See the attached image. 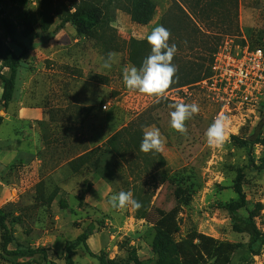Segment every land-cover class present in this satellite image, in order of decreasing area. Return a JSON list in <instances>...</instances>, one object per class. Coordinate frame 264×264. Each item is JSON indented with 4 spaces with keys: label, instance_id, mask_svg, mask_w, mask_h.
Here are the masks:
<instances>
[{
    "label": "rangeland",
    "instance_id": "obj_1",
    "mask_svg": "<svg viewBox=\"0 0 264 264\" xmlns=\"http://www.w3.org/2000/svg\"><path fill=\"white\" fill-rule=\"evenodd\" d=\"M62 1L0 0L2 74L9 73L3 67L7 51L20 52L7 38L3 19L15 25L19 42L29 50L18 70L10 105L17 101L20 106H38L47 114L46 122L40 125L46 142L39 153L41 165L0 164V216H6L13 239L9 250L45 247L49 249L48 260L65 264V245L75 241L91 222L101 221L104 227L88 240L94 253L104 252L113 264L147 262L153 257L156 223L176 209L178 241L196 233L219 242L242 244L247 249L234 258V264H264V102L254 113L238 112L233 107L224 110L210 89L211 82L203 83L212 76L211 58L226 43L264 51V0H184L199 12L203 35L192 43L180 23L172 24V34L177 35L173 43L181 48L176 52L181 61H172L178 69L173 84L194 77L204 80L170 89L160 102L127 89L122 71L133 66L129 59L131 40L143 43L135 52L140 66L150 55L146 36L163 25L172 0H152L156 10L147 25L133 22L121 7L110 6L103 10L101 24L88 36L79 35L72 24H67L52 37L61 18L55 16L50 30L44 32L41 12L60 7ZM176 1L188 12L183 0ZM71 3L65 1L68 6ZM173 12L178 18V12ZM109 53L116 54L114 62L109 60ZM189 59L196 68L192 74L184 68ZM105 63L111 67L105 68ZM200 66L204 67L201 74ZM209 69L210 77L205 79ZM2 90L0 81V99ZM177 102H195L200 107V112L186 121L187 136L170 127L173 109L169 105ZM7 110L0 102V117L4 118ZM218 115L228 118L229 139L209 147L205 132ZM138 117L152 122L146 128L156 127L164 137L161 155L165 166L160 168L158 159L150 164L152 158L142 153L139 145L136 150L142 159L132 167L147 168V172L134 175L127 161L110 152L107 142ZM52 120L56 124L51 127ZM248 141L250 145L245 144ZM3 148L8 147L0 145V150ZM97 148L99 153H90ZM249 155L255 167L250 166ZM72 161H76L73 166ZM238 181L246 195L240 212L254 220L261 233L253 245L247 235L233 230L230 221L229 206L239 199ZM121 191L133 193L142 205L140 212L130 206L125 210L111 207V196ZM3 245L0 230V264H9L2 256ZM72 261L100 264L82 247ZM14 264H45V259L36 256Z\"/></svg>",
    "mask_w": 264,
    "mask_h": 264
},
{
    "label": "trees",
    "instance_id": "obj_2",
    "mask_svg": "<svg viewBox=\"0 0 264 264\" xmlns=\"http://www.w3.org/2000/svg\"><path fill=\"white\" fill-rule=\"evenodd\" d=\"M65 1L72 2V5H66ZM121 4H123V6ZM182 4L188 6V8L186 7L188 12L180 3H178V1L172 0L171 6L163 17L164 19L168 18V20L165 21L167 24H164L163 19V26L171 32V35H173L170 37L169 44L173 43L177 36L172 34V24L174 22L181 24L180 29L189 34L192 43L195 42L197 37L203 35L199 27V22L202 23V18L200 17L199 12H197L190 4L188 5V2L184 0ZM110 6L121 7L131 16L132 21L139 25L149 24L153 19L156 10L155 3L152 0H63L60 7L58 6L54 8L52 6L47 8V10L43 9L40 20L41 30L48 32L54 22V17L59 16L61 22L53 31L52 37L62 31L67 24H72L79 35L88 36L96 27H98L99 24H101L103 10ZM173 11L178 12V18ZM175 16L176 19L173 20ZM2 24L11 45L20 51L16 52L13 49L7 51L3 67L8 69V75L2 74V70L0 69V81L3 84L0 102L3 110L6 111L14 99L16 82L18 80V70L28 55L29 50L25 45L19 42L16 27L13 23L3 19ZM141 44L143 43L135 40L129 42V59L136 67L140 66V62H138L135 57L136 46ZM177 49L178 52H181V48L177 47ZM194 50L195 49L190 48L191 52ZM214 51L216 50L214 49ZM176 55L178 54H175L174 59L181 61ZM210 63H213V58H211ZM200 67L201 70L199 71V74H201L204 68L203 66ZM184 68H187L189 74L194 73L196 70L193 61L190 59ZM184 68H181L182 71ZM210 74L209 69L208 73H205L204 78L208 79ZM202 78L203 77H194L187 79L178 85L176 83L172 84L168 90L198 83L204 80ZM145 122L146 120L144 118L139 119L138 117L137 120L131 123L128 127L115 133L107 142L110 152L121 160L127 161L129 164V170L134 175H141L140 173L147 172V168L138 170L139 167H132V164L138 160L141 161L142 159L141 154L136 150V147L138 148L141 143L144 129L152 124V122ZM2 123L3 117H0V126ZM245 144L250 145L251 141H248ZM90 153H99V148ZM144 154L149 155L152 158L149 160L150 164H154L155 160L158 159L161 164L160 168L165 166V160L161 153L153 151ZM82 158L83 157L78 160H81ZM249 158L250 166L255 167V162L251 155H249ZM75 162L76 161H72L70 165L73 166ZM236 193L238 194L239 199L231 204L228 209L230 221L233 230L236 233L247 235L250 239V245H253L260 239L261 233L255 221L240 212V209L244 207L246 203V195L243 192L239 181L237 182ZM138 212H140V210H137V213ZM103 227L104 222L93 221L84 228L83 232L75 241L68 242L63 250L65 264H74L72 256L80 247H82L85 253L90 257L96 258L100 264H113L108 261L104 252L96 254L88 245L89 238L98 233ZM154 228L155 235L152 243V259L147 262L137 260L135 261V264H234V258L247 249V247L242 244L219 242L212 237L196 233L189 234L178 241L176 236L180 233V226L177 221L176 209L171 210L162 217L156 223ZM0 230H2L4 234L2 256L9 264H14L19 260L29 261L36 256H43L45 264H57L56 262L48 260L49 249L45 247L17 248L15 250H9V246L12 244L13 239L8 227L6 216H0Z\"/></svg>",
    "mask_w": 264,
    "mask_h": 264
},
{
    "label": "clouds",
    "instance_id": "obj_3",
    "mask_svg": "<svg viewBox=\"0 0 264 264\" xmlns=\"http://www.w3.org/2000/svg\"><path fill=\"white\" fill-rule=\"evenodd\" d=\"M171 32L163 25L154 27L146 36L147 43L151 47V53L138 68L136 66L124 67L122 79L125 87L131 91L152 97L156 102L164 99L166 92L174 82L178 72L176 65L172 63L177 52L175 43L169 44ZM116 54L109 53V60H115ZM105 68H110L111 63H105ZM170 127L182 136H187L186 121L200 112L197 103L177 102L170 104ZM227 117L218 115L205 132L206 143L209 147H218L229 139L227 131ZM165 148V139L156 127L145 128L140 143V151L144 153H162ZM109 203L113 209L125 210L129 206L139 210L142 205L133 197V193L121 191L111 196Z\"/></svg>",
    "mask_w": 264,
    "mask_h": 264
},
{
    "label": "built area",
    "instance_id": "obj_4",
    "mask_svg": "<svg viewBox=\"0 0 264 264\" xmlns=\"http://www.w3.org/2000/svg\"><path fill=\"white\" fill-rule=\"evenodd\" d=\"M210 89L222 109L254 113L264 102V51L249 45L221 46L214 55Z\"/></svg>",
    "mask_w": 264,
    "mask_h": 264
},
{
    "label": "crops",
    "instance_id": "obj_5",
    "mask_svg": "<svg viewBox=\"0 0 264 264\" xmlns=\"http://www.w3.org/2000/svg\"><path fill=\"white\" fill-rule=\"evenodd\" d=\"M46 120L47 114L42 107L20 106L17 101L9 106L0 126V145L8 147L0 150L1 166L23 164L34 168L41 165L39 153L46 142L40 125ZM49 124L52 127L56 122L52 120ZM5 128L7 130L3 132Z\"/></svg>",
    "mask_w": 264,
    "mask_h": 264
}]
</instances>
